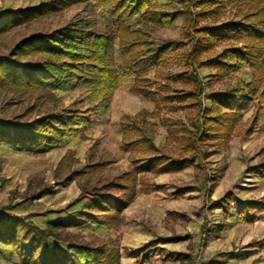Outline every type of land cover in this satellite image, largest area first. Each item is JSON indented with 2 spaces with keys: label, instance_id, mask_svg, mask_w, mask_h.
<instances>
[{
  "label": "rangeland",
  "instance_id": "1",
  "mask_svg": "<svg viewBox=\"0 0 264 264\" xmlns=\"http://www.w3.org/2000/svg\"><path fill=\"white\" fill-rule=\"evenodd\" d=\"M52 1L0 0V59L20 41L65 26L91 33L96 49L108 29H118L107 0L45 10L18 25L5 21V12L45 8ZM182 1L158 0L157 12L171 20L166 25L148 24L139 14L125 21L127 28L144 33L143 40L186 44L148 72L147 96L134 93L135 74L123 67L118 39L116 87L104 82L94 64L86 66L83 79L67 78L57 88L0 86V123H28L56 113L76 116L69 136L41 153L0 143V218H17L43 230L52 222L62 223L56 232L67 245L117 248L120 264H264V212H253L249 221L238 205L256 202L264 207L263 89L242 110L241 122L201 145V161L185 129L194 130L200 107L211 106L212 94L246 88L254 73L236 56L228 60L231 68L219 72L207 65L213 52L221 53L233 41L216 43L190 66L188 14L182 12ZM235 15V9L214 8L200 16L199 26L221 25ZM41 59L38 54L29 57ZM140 113L144 115L137 123L152 135L154 155L145 147L129 146L138 134L127 133L123 119ZM152 157L156 163L150 162ZM229 194L233 199L228 208ZM132 195L134 200L121 214L90 209L98 198L125 200ZM0 264L22 261L14 248L2 247Z\"/></svg>",
  "mask_w": 264,
  "mask_h": 264
},
{
  "label": "trees",
  "instance_id": "2",
  "mask_svg": "<svg viewBox=\"0 0 264 264\" xmlns=\"http://www.w3.org/2000/svg\"><path fill=\"white\" fill-rule=\"evenodd\" d=\"M86 0H53L45 8L34 7L17 12H5L9 26L34 18L45 10L64 11ZM119 22L117 31L108 29L102 46L94 48L92 34L73 26H65L50 33H39L20 41L11 54L0 59V86L19 85L35 89L42 87L57 88L67 78L83 79L86 66L94 64L104 82L116 87L119 70L115 64V42L118 39L123 60V67L135 74L133 91L137 95L147 96L145 87L148 72L167 62L170 53L186 44L182 41L167 40L156 44L143 40L141 30H131L125 21L136 14L146 23L166 25L169 16L159 14L158 0H107ZM183 13L188 14L186 39L190 45L186 61L194 66L197 58L207 55L216 43L231 42L229 48L221 53L213 52L207 65L219 71L231 68L228 60L236 56L237 60L249 66L254 79L246 88H231L224 93L211 96V106L201 105L194 130L185 129L188 140L192 143L199 159L205 154L201 145L204 142L219 139L233 124L242 120V110L252 96L264 93V0H183ZM235 9L236 15L226 23L216 26H199V18L212 12V9ZM199 9V13L194 12ZM243 46V48L240 47ZM32 54L42 57L39 61H30ZM196 70L194 71V73ZM196 76V74H195ZM198 91L202 90L200 79ZM246 89L248 96H244ZM191 96H197L194 92ZM201 94L199 93L200 97ZM72 113V112H70ZM144 115L140 113L133 118L124 117L123 128L127 133L136 132L138 138L129 146L145 147L149 154L157 151L152 135L137 123ZM76 121L73 114L60 113L34 119L28 123H0V143L12 145L17 150L41 153L46 146L60 145L71 133ZM156 157L150 158L151 163ZM264 173V165L260 168ZM229 194L225 202L229 208ZM134 200H114L98 198L92 203V211L115 212L121 214ZM240 213L252 221L253 212H264V207L256 202L239 203ZM216 206V204H214ZM226 208L228 212L229 209ZM62 223L52 222L46 230L34 228L26 222L13 218H0V250L12 247L19 254L22 264H120L119 249L92 248L67 245L56 232ZM65 244H63V243ZM77 251V252H75ZM81 256V257H80Z\"/></svg>",
  "mask_w": 264,
  "mask_h": 264
}]
</instances>
